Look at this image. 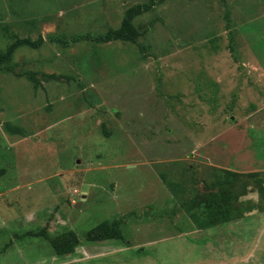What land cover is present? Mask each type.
Returning <instances> with one entry per match:
<instances>
[{
	"label": "rangeland",
	"instance_id": "obj_1",
	"mask_svg": "<svg viewBox=\"0 0 264 264\" xmlns=\"http://www.w3.org/2000/svg\"><path fill=\"white\" fill-rule=\"evenodd\" d=\"M41 35L0 70V264H264V0H0V53Z\"/></svg>",
	"mask_w": 264,
	"mask_h": 264
},
{
	"label": "trees",
	"instance_id": "obj_2",
	"mask_svg": "<svg viewBox=\"0 0 264 264\" xmlns=\"http://www.w3.org/2000/svg\"><path fill=\"white\" fill-rule=\"evenodd\" d=\"M151 6L148 4H138L131 6L122 21L121 27L117 30L112 32H108L103 36L96 37L98 41L108 42L111 40H126V41H136L137 38L140 36V32L137 29L134 19L138 16L143 14L144 12L150 10ZM51 40L53 41H60L67 43L66 39L61 36H51ZM44 42V37L41 35L37 40H32L31 38H19L14 43H12L4 52L0 53V70H4L7 64L12 61L13 54L17 48L22 45H30L32 47H40V45ZM32 79L37 83L39 80L35 77ZM7 128L10 131L20 132L21 128L8 124ZM119 220H115L113 222L103 221L97 224L95 227L91 228L86 233V238L91 241L96 240H106L112 238H121L122 233L121 230L118 228ZM40 235H43L47 239L50 240L52 246L55 249V252L58 255H66L73 253L75 247L79 243V236L78 234L70 230L69 232L62 234L58 237H50L45 231H42ZM242 264V263H237Z\"/></svg>",
	"mask_w": 264,
	"mask_h": 264
},
{
	"label": "crops",
	"instance_id": "obj_3",
	"mask_svg": "<svg viewBox=\"0 0 264 264\" xmlns=\"http://www.w3.org/2000/svg\"><path fill=\"white\" fill-rule=\"evenodd\" d=\"M241 263H243V264H248V263H246V262H245V263H244V262H241Z\"/></svg>",
	"mask_w": 264,
	"mask_h": 264
}]
</instances>
